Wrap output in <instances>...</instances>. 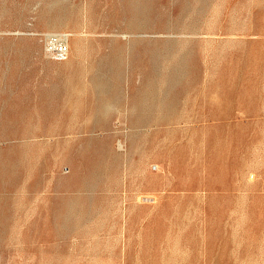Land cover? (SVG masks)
Wrapping results in <instances>:
<instances>
[{"label":"rangeland","instance_id":"obj_1","mask_svg":"<svg viewBox=\"0 0 264 264\" xmlns=\"http://www.w3.org/2000/svg\"><path fill=\"white\" fill-rule=\"evenodd\" d=\"M0 264H264V0H0Z\"/></svg>","mask_w":264,"mask_h":264},{"label":"built area","instance_id":"obj_2","mask_svg":"<svg viewBox=\"0 0 264 264\" xmlns=\"http://www.w3.org/2000/svg\"><path fill=\"white\" fill-rule=\"evenodd\" d=\"M47 55L56 62H66L70 56L68 37L60 34H48L44 38Z\"/></svg>","mask_w":264,"mask_h":264},{"label":"bare ground","instance_id":"obj_3","mask_svg":"<svg viewBox=\"0 0 264 264\" xmlns=\"http://www.w3.org/2000/svg\"><path fill=\"white\" fill-rule=\"evenodd\" d=\"M65 35V34H64ZM67 36V35H66Z\"/></svg>","mask_w":264,"mask_h":264}]
</instances>
